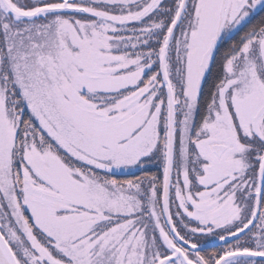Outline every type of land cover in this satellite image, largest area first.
<instances>
[{
    "label": "snow or ice",
    "instance_id": "6c2138e0",
    "mask_svg": "<svg viewBox=\"0 0 264 264\" xmlns=\"http://www.w3.org/2000/svg\"><path fill=\"white\" fill-rule=\"evenodd\" d=\"M0 264H264V0H0Z\"/></svg>",
    "mask_w": 264,
    "mask_h": 264
}]
</instances>
